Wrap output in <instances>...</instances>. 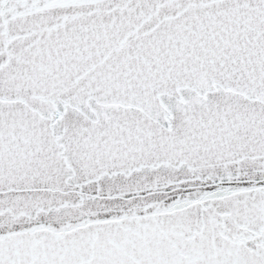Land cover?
Masks as SVG:
<instances>
[{
	"label": "snow or ice",
	"instance_id": "snow-or-ice-1",
	"mask_svg": "<svg viewBox=\"0 0 264 264\" xmlns=\"http://www.w3.org/2000/svg\"><path fill=\"white\" fill-rule=\"evenodd\" d=\"M0 264H264V0H0Z\"/></svg>",
	"mask_w": 264,
	"mask_h": 264
}]
</instances>
